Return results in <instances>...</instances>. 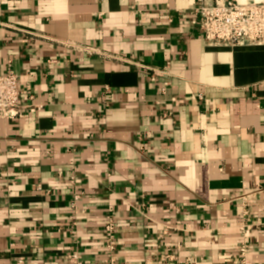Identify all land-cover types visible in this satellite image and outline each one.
Listing matches in <instances>:
<instances>
[{
    "label": "crops",
    "instance_id": "crops-1",
    "mask_svg": "<svg viewBox=\"0 0 264 264\" xmlns=\"http://www.w3.org/2000/svg\"><path fill=\"white\" fill-rule=\"evenodd\" d=\"M197 4L0 0L26 92L0 120V264H264V46H207Z\"/></svg>",
    "mask_w": 264,
    "mask_h": 264
},
{
    "label": "built area",
    "instance_id": "built-area-1",
    "mask_svg": "<svg viewBox=\"0 0 264 264\" xmlns=\"http://www.w3.org/2000/svg\"><path fill=\"white\" fill-rule=\"evenodd\" d=\"M190 14L207 46H264V0H198ZM24 96L26 92L20 88L19 76L13 69L0 75V120L22 118ZM262 191L258 190L259 193ZM105 221L102 250L111 256L113 263L118 247L117 221L112 214H108ZM239 251L241 264H251L247 259L246 243ZM66 256L69 264H85L78 252H69ZM17 264L29 263L21 257Z\"/></svg>",
    "mask_w": 264,
    "mask_h": 264
}]
</instances>
